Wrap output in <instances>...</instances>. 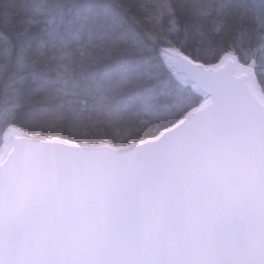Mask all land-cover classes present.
I'll use <instances>...</instances> for the list:
<instances>
[{"label": "snow or ice", "instance_id": "obj_1", "mask_svg": "<svg viewBox=\"0 0 264 264\" xmlns=\"http://www.w3.org/2000/svg\"><path fill=\"white\" fill-rule=\"evenodd\" d=\"M220 154L250 198L187 254ZM0 264H264V0H0Z\"/></svg>", "mask_w": 264, "mask_h": 264}, {"label": "clouds", "instance_id": "obj_2", "mask_svg": "<svg viewBox=\"0 0 264 264\" xmlns=\"http://www.w3.org/2000/svg\"><path fill=\"white\" fill-rule=\"evenodd\" d=\"M197 167L191 198L173 210L175 243L187 254L219 246L224 235L210 227L216 214L229 201L244 206L250 198L246 167L238 157L220 154L202 159Z\"/></svg>", "mask_w": 264, "mask_h": 264}]
</instances>
